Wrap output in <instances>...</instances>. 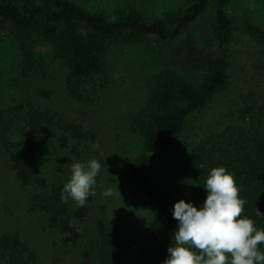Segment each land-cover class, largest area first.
<instances>
[{
	"label": "rangeland",
	"instance_id": "374dc122",
	"mask_svg": "<svg viewBox=\"0 0 264 264\" xmlns=\"http://www.w3.org/2000/svg\"><path fill=\"white\" fill-rule=\"evenodd\" d=\"M73 1L110 17L128 9L154 17L177 10L193 0ZM227 12L235 27L228 46L229 84L206 108L187 120L165 157L154 169L145 172L149 182L170 194L174 204L184 199L198 209L202 207L195 195L191 167L196 162L193 159L196 149L199 147L202 155L196 159L197 164L202 165L240 132L241 126H248V123H238L229 107L234 97L253 86L254 76L246 62L257 59L258 47L243 29L247 23L264 24V0H231ZM214 23L212 5L175 41L148 36L133 43L110 42L104 74L85 83L76 96L65 82L67 67L55 57L51 45L37 42L32 49L34 59H31L25 53L29 44L18 37L14 25L0 20V109L31 102L43 110L83 123L90 134L87 140L79 141L51 126L42 127L28 139L40 149L44 176L61 185L70 179L73 162H87L92 158L101 162L95 195H90L84 206H77L70 198L67 203L72 208L89 207L87 224L103 215L108 223L120 229L127 246L126 264H142L145 249L153 243L156 233L155 218L127 173L129 165L144 152L142 138L132 129L133 120L145 107L155 76L161 71L171 70L194 84L201 83L208 61L215 55ZM74 147L76 153L72 151ZM13 171L9 164L6 174L12 178L0 191V230L17 231L37 252L34 264H52L56 245L61 246L64 234L49 226L45 214L30 210L33 190L22 186ZM109 188L113 195H104ZM75 221L82 229L83 222ZM177 230L178 227L170 234L165 243L167 247L174 242ZM81 255L82 259H78L77 254L71 259L64 256L57 264L90 262L89 250L85 249Z\"/></svg>",
	"mask_w": 264,
	"mask_h": 264
},
{
	"label": "trees",
	"instance_id": "16d2710c",
	"mask_svg": "<svg viewBox=\"0 0 264 264\" xmlns=\"http://www.w3.org/2000/svg\"><path fill=\"white\" fill-rule=\"evenodd\" d=\"M230 1L193 0L162 16L151 17L128 9L110 17L73 0H0V20L11 22L18 37L29 44L26 55L34 59V45L41 41L49 43L55 57L66 65L65 82L76 96L85 83L104 74L110 42L133 43L148 36L175 41L212 5L215 7L212 37L216 50L201 83L194 84L171 70L161 71L155 76L149 100L132 123L133 131L143 140L144 152L129 165L127 173L156 222L154 241L145 249L142 264H163L169 255L165 243L179 226L173 218L172 197L152 185L145 172L154 169L165 157L187 120L206 108L229 84L228 46L235 30L227 12ZM243 31L258 47L257 59L245 61L256 77L253 86L231 100L229 108L238 123L248 126H241L240 132L202 165L196 160L202 156L198 147L193 155L196 162L191 167L195 195L201 204L208 195L203 185L210 170L226 167L235 176L241 198L247 201L242 216L252 218L257 228H264V215H257V209L264 214V24L247 23ZM44 126L59 128L79 141L90 138L82 122L43 110L31 102L20 107L5 106L0 109V191L12 178L6 174L10 164L15 179L33 190L30 210L45 214L49 226L64 234L61 246L56 245L52 264L64 256L71 259L77 254L79 259L85 249L89 250L90 262L83 264H126L127 246L120 229L108 223L103 215L87 224L89 207H70L61 199L64 185L44 176L40 149L28 139ZM14 136L18 139L14 140ZM72 151L76 153L77 148ZM75 219L83 222L82 229ZM258 247L264 251V244ZM36 260L37 252L17 231L0 230V264H34Z\"/></svg>",
	"mask_w": 264,
	"mask_h": 264
},
{
	"label": "clouds",
	"instance_id": "9594fccd",
	"mask_svg": "<svg viewBox=\"0 0 264 264\" xmlns=\"http://www.w3.org/2000/svg\"><path fill=\"white\" fill-rule=\"evenodd\" d=\"M102 164L96 158L71 165L70 179L64 184L61 199L84 206L95 195ZM207 197L199 209L184 199L178 200L173 218L178 221L174 242L168 248L163 264H264V228L244 213L247 201L233 173L224 166L213 167L203 185ZM104 195H113L106 189ZM257 215L262 214L257 209Z\"/></svg>",
	"mask_w": 264,
	"mask_h": 264
}]
</instances>
